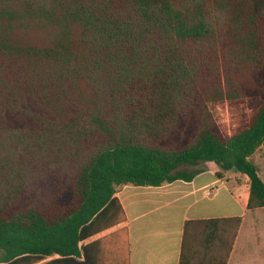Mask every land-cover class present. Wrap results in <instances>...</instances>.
<instances>
[{
	"label": "trees",
	"instance_id": "obj_1",
	"mask_svg": "<svg viewBox=\"0 0 264 264\" xmlns=\"http://www.w3.org/2000/svg\"><path fill=\"white\" fill-rule=\"evenodd\" d=\"M224 102L253 110L230 136ZM261 147L264 0H0V264H78L99 220L122 219L119 186L202 163L237 168L264 208ZM242 224L186 222L180 264H229Z\"/></svg>",
	"mask_w": 264,
	"mask_h": 264
},
{
	"label": "crops",
	"instance_id": "obj_2",
	"mask_svg": "<svg viewBox=\"0 0 264 264\" xmlns=\"http://www.w3.org/2000/svg\"><path fill=\"white\" fill-rule=\"evenodd\" d=\"M215 165L207 162L197 166L195 169L201 172L190 182L179 180L158 187L119 186L114 209L122 219L118 223L109 217L99 220L97 230L80 244L85 250L78 264H180L186 222L241 218L243 224L232 260L244 223L259 209H248L249 178L235 171L233 176L229 172L222 174ZM208 188H214L210 196L205 195Z\"/></svg>",
	"mask_w": 264,
	"mask_h": 264
},
{
	"label": "rangeland",
	"instance_id": "obj_3",
	"mask_svg": "<svg viewBox=\"0 0 264 264\" xmlns=\"http://www.w3.org/2000/svg\"><path fill=\"white\" fill-rule=\"evenodd\" d=\"M210 108L224 136H230L237 128L245 126L253 115L248 103L224 102ZM252 161L264 179V147L256 152ZM233 172H229L230 176H233ZM230 261V264H264V208L255 211L244 223L237 249Z\"/></svg>",
	"mask_w": 264,
	"mask_h": 264
},
{
	"label": "built area",
	"instance_id": "obj_4",
	"mask_svg": "<svg viewBox=\"0 0 264 264\" xmlns=\"http://www.w3.org/2000/svg\"><path fill=\"white\" fill-rule=\"evenodd\" d=\"M213 191H214V188H208L205 190V195L210 196L213 193Z\"/></svg>",
	"mask_w": 264,
	"mask_h": 264
},
{
	"label": "water",
	"instance_id": "obj_5",
	"mask_svg": "<svg viewBox=\"0 0 264 264\" xmlns=\"http://www.w3.org/2000/svg\"><path fill=\"white\" fill-rule=\"evenodd\" d=\"M235 171H237V168H235Z\"/></svg>",
	"mask_w": 264,
	"mask_h": 264
}]
</instances>
